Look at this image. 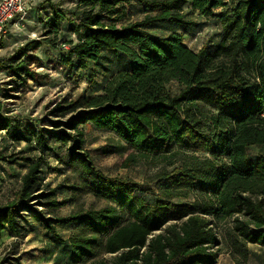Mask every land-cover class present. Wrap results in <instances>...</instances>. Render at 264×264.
Returning a JSON list of instances; mask_svg holds the SVG:
<instances>
[{"label":"trees","instance_id":"obj_1","mask_svg":"<svg viewBox=\"0 0 264 264\" xmlns=\"http://www.w3.org/2000/svg\"><path fill=\"white\" fill-rule=\"evenodd\" d=\"M132 5L142 8L141 19H127L126 7ZM186 5L192 13L214 16L220 30L197 52L176 30L166 36L150 32L193 27ZM50 8L46 37L0 60V72L22 86L36 82L32 54L55 45L62 20L76 38L59 58L70 75L99 64L104 52L124 56L126 67L109 74L98 95H81L48 111L56 120L68 117L62 125L71 133L32 126L20 130L2 116L0 131L13 141L33 142L58 162L51 144L70 143L66 164L80 166L95 193L114 206L56 218L62 203L55 191L39 194L44 158L0 152V163L21 161L26 168L14 200L0 209V236L2 231L21 236L31 216L58 241L54 225L70 226L69 264H108L106 255L109 264H216V229L231 220L223 238L233 262L246 264L250 245L264 247V0H78L73 12ZM171 83L178 87L176 94ZM85 125L110 132L126 145L125 168L140 158L166 162L182 155L178 169L158 176L166 184L164 199L142 197V185L97 171L81 152L79 127ZM251 147L262 150L255 159L248 154ZM191 193L203 201H171ZM39 199L46 211L36 208Z\"/></svg>","mask_w":264,"mask_h":264},{"label":"rangeland","instance_id":"obj_2","mask_svg":"<svg viewBox=\"0 0 264 264\" xmlns=\"http://www.w3.org/2000/svg\"><path fill=\"white\" fill-rule=\"evenodd\" d=\"M77 3L78 0H31V6L24 21L18 26L10 24L6 37L0 42V60L11 56L17 48L28 41L46 37L45 31L51 15V5H56L63 11L73 12ZM184 12L186 18L194 23L193 27L186 30L167 27L152 28L150 32L158 36H166L171 30H176L183 36L184 45L193 52H197L207 42L218 38L220 30L214 16L192 13L189 5L184 7ZM217 12V10L214 11V13ZM126 15L129 21L141 19L142 8L138 5L127 6ZM48 37L53 39L51 36ZM69 41L76 42V38L67 29V22L62 20L60 32L54 41L55 45L42 46L32 54L35 59L32 69L37 74L36 82H28L26 86H22L6 72H0V116L10 120L12 127L21 130L32 126L34 130L41 128L51 133L59 131L71 133L62 125L68 117L56 120L48 116V111L57 104L72 101L81 95H98L104 79L109 74L126 67L127 62L124 56L104 52V58L99 61V64L90 63L87 70L74 69L70 75L59 63L62 50L65 51L63 45L68 47ZM170 90L176 94L177 85L171 83ZM54 122H59L60 127L53 126ZM79 129L84 139L81 152L88 155L97 171L108 178L129 179L142 185L144 188L142 197H150L151 200L164 199L163 189L166 184L158 182V176L178 169L184 160L182 155L175 161L166 162H158L153 158H140L125 168L123 165L129 152L126 145L114 134L94 129L90 125L80 126ZM51 147L55 148L62 162H58L47 154L42 155L33 142H16L8 138L5 131H0L1 153L33 159L44 158V164L41 167L43 189L39 194L55 191V198L62 203L56 211V218H66L78 211L100 210L114 206L95 193L91 186L92 180L84 176L80 166L74 163L66 164L70 143L61 146L54 142ZM260 152L262 150L259 148L251 147L248 154L255 159ZM203 156V153L195 154V157ZM25 171L26 168L21 161L14 165L0 163V209L14 200ZM203 199L202 196L191 193L186 198L175 197L171 201L174 204H189L195 201L202 202ZM41 201L37 200L36 208L46 211L45 207H41ZM26 219L25 232L21 236L14 238L6 231H2L0 264H69L70 254L67 243L70 226L54 225L55 232L61 239L58 241L53 239L31 216H27ZM228 223H231V220L221 222L216 229L220 239L216 264H235L223 238V232ZM249 249L250 255L246 264H264V247L250 245ZM103 259L109 264L111 256L106 255Z\"/></svg>","mask_w":264,"mask_h":264},{"label":"built area","instance_id":"obj_3","mask_svg":"<svg viewBox=\"0 0 264 264\" xmlns=\"http://www.w3.org/2000/svg\"><path fill=\"white\" fill-rule=\"evenodd\" d=\"M31 6V0H0V42L8 33L10 24L18 26ZM65 51L68 47L63 45Z\"/></svg>","mask_w":264,"mask_h":264},{"label":"crops","instance_id":"obj_4","mask_svg":"<svg viewBox=\"0 0 264 264\" xmlns=\"http://www.w3.org/2000/svg\"><path fill=\"white\" fill-rule=\"evenodd\" d=\"M9 27V26H8Z\"/></svg>","mask_w":264,"mask_h":264}]
</instances>
